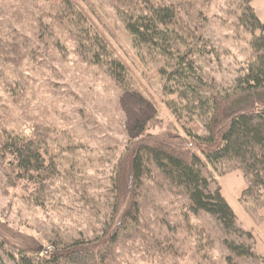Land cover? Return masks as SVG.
Instances as JSON below:
<instances>
[{"label":"rangeland","instance_id":"1","mask_svg":"<svg viewBox=\"0 0 264 264\" xmlns=\"http://www.w3.org/2000/svg\"><path fill=\"white\" fill-rule=\"evenodd\" d=\"M68 1L125 67L133 85L119 89L101 68L77 54L71 36L62 30L56 28L52 36H41L33 16V0H0V38L16 31L20 36L17 40L25 43L6 71L8 87L0 88L1 98L11 109L10 127H17L25 135L33 128L41 130L49 141L48 147L61 159L52 195H44L41 206L33 202L31 189L7 183L0 165V243L4 242L3 249L9 252V257L2 254L5 264H18L20 251L46 246L47 239L55 234L70 239L90 236L100 229L113 207L105 204L107 198L112 203L110 180L129 143L142 137L163 140L165 136L189 141L188 129L200 136L206 133L199 119L177 120L166 107L155 65L138 56L117 13L122 0ZM168 1L179 6L182 21L193 20L194 29L198 27L196 32L203 37L205 55L196 61L205 79L218 89L230 88L251 55L250 34L238 24L235 2ZM36 2L48 8L59 0ZM252 6L264 21V0H253ZM13 95L18 102H14ZM190 150L200 156L194 145ZM208 169L233 210L236 224L254 235L255 256L240 257L234 262L264 264L260 253L264 239L258 228L261 223L256 225L238 201L245 187L242 174L231 171L221 176ZM158 181L144 179L137 190L139 226L143 232L151 233L144 235V243L155 237L166 248L173 244L176 252H165L163 258L158 256L160 261L155 257L151 262L144 247L128 251L119 248L122 264H207L200 256L202 251H196L192 228L209 234L213 245L207 252L209 260L225 264L230 253L224 240L233 237L206 213H188L185 219L184 199L171 195ZM116 192L123 195V211L133 199V188L125 183ZM136 243L131 241L130 245Z\"/></svg>","mask_w":264,"mask_h":264},{"label":"trees","instance_id":"2","mask_svg":"<svg viewBox=\"0 0 264 264\" xmlns=\"http://www.w3.org/2000/svg\"><path fill=\"white\" fill-rule=\"evenodd\" d=\"M33 1V16L41 36H52L56 28L62 30L71 36L77 54L101 68L119 89L133 85L125 67L68 0H59L48 8ZM233 1L238 24L250 34L251 55L230 88L223 90L207 81L197 65L196 59L205 55L203 37L197 33L198 27L194 29L193 20L179 18L181 10L176 3L119 1L116 10L134 49L141 60L150 59L156 67L166 107L177 120L199 119L206 133L200 136L188 129L189 141L165 136L163 140L142 137L129 143L110 180L112 203L107 198L105 204L113 207L100 229L79 238L55 234L47 239L46 246L20 251L18 264H122L119 248L128 251L144 247L151 262L165 252L175 254L173 244L166 248L155 237L144 243V235L151 234L139 226L141 210L137 190L144 179L159 180L171 195L184 199L185 219L188 213L203 212L219 222L225 234L233 237L224 240L230 253L225 264H236L234 260L240 257L255 256L254 235L236 224L233 210L208 169L221 176L240 171L245 187L238 201L259 225L264 207V21L255 13L253 0ZM5 37L0 38V88L8 87L6 71L10 70L19 48L25 46L17 40L20 36L16 31L7 32ZM11 124V109L0 96V165L4 176L11 186L31 189L33 202L44 205L42 198L52 195L51 187L60 175V154H54L48 147L49 141L41 130L33 128L25 135L17 127L11 128ZM190 145L195 146L200 156L190 150ZM125 183L133 188V199L121 211L124 199L116 189ZM191 231L196 234V251H202V260L216 264L209 260L207 253L213 246L209 234L198 228ZM131 241L137 243L131 246ZM4 245L0 243V264H5L3 255L9 257ZM11 259L14 261L15 257L11 255Z\"/></svg>","mask_w":264,"mask_h":264},{"label":"crops","instance_id":"3","mask_svg":"<svg viewBox=\"0 0 264 264\" xmlns=\"http://www.w3.org/2000/svg\"><path fill=\"white\" fill-rule=\"evenodd\" d=\"M262 213H263V221H261V224L258 226V228H260L261 235L264 239V207L262 209ZM258 244H259V241L256 242V245H258ZM263 246H264V244H263ZM261 250H262V252H260V253L264 256V249L261 248Z\"/></svg>","mask_w":264,"mask_h":264}]
</instances>
